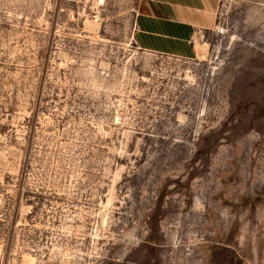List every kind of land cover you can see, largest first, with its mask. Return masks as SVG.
Returning <instances> with one entry per match:
<instances>
[{"label":"rangeland","instance_id":"rangeland-1","mask_svg":"<svg viewBox=\"0 0 264 264\" xmlns=\"http://www.w3.org/2000/svg\"><path fill=\"white\" fill-rule=\"evenodd\" d=\"M135 3L0 0V264H264V0L188 58Z\"/></svg>","mask_w":264,"mask_h":264},{"label":"crops","instance_id":"crops-1","mask_svg":"<svg viewBox=\"0 0 264 264\" xmlns=\"http://www.w3.org/2000/svg\"><path fill=\"white\" fill-rule=\"evenodd\" d=\"M217 5L218 0H136L132 42L149 53L191 57L195 52L193 37L198 30L214 25Z\"/></svg>","mask_w":264,"mask_h":264},{"label":"bare ground","instance_id":"bare-ground-1","mask_svg":"<svg viewBox=\"0 0 264 264\" xmlns=\"http://www.w3.org/2000/svg\"><path fill=\"white\" fill-rule=\"evenodd\" d=\"M98 1V0H97ZM95 4V3H94ZM97 4V3H96ZM96 6V5H95ZM94 7V6H93ZM197 49L196 53H199L201 52V43H197L196 46H195ZM184 78L189 80V81H193L195 79V76L192 74V72L187 69L185 70V75H184Z\"/></svg>","mask_w":264,"mask_h":264}]
</instances>
